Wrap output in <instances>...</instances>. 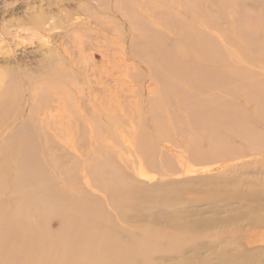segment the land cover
Here are the masks:
<instances>
[{"label": "bare ground", "instance_id": "bare-ground-1", "mask_svg": "<svg viewBox=\"0 0 264 264\" xmlns=\"http://www.w3.org/2000/svg\"><path fill=\"white\" fill-rule=\"evenodd\" d=\"M22 1L26 5L30 2V0H1L0 28L4 37L10 35V26L4 22V17L9 13L12 5ZM43 1L48 6L56 4L54 0ZM251 1L247 4L246 0H121L120 6L119 1L114 3V0L113 2L95 0L97 3L95 9L87 2L82 5L70 2L63 8L68 17L63 25L50 23L52 16H45L41 7H31L33 12L30 13L26 25L34 27L43 37L49 36L42 41L43 43L37 45L30 42L31 45L36 46L34 55L42 54L40 62L36 65L33 63L34 67L26 66L25 61L28 59L25 60L24 52L21 53L24 56L17 53L18 42L14 45L11 42L6 46L7 49L0 51L1 135L11 134L13 138L17 130L18 133L25 135L36 134L39 127L36 124L42 122L39 104L43 95L42 84L45 80L55 84L57 79H60V84L62 82L70 84L80 80L74 79V81L70 76L67 77L70 72L90 71L93 75L99 76L101 70L113 68L119 75L116 76L115 73L105 75V80L110 79L120 84L126 92L122 91L120 97L123 102H130L133 110L137 111L147 103V106L151 107L149 114L154 126H159V130L153 127L155 135L161 139L159 145L154 139L147 138L149 134L146 131L136 135L135 144L141 147L142 153L150 159L154 170L159 169L163 172L167 167L175 165V162L179 166L180 172H177V175L166 177L165 180L169 182L160 184V186L172 185L176 188L175 194L167 196L166 200L175 201L177 196L183 195L186 190H191L190 188L185 190V187L192 182L200 183L210 187V190L208 189L210 198L206 199L221 203L223 207H227H221V210H227L229 214L224 222L225 226L223 225L224 230L223 227L221 230L216 229L217 224H211L208 218L203 219L198 210L194 209L195 206L190 209H177L163 217L169 223L174 222L173 226L180 229L197 230L203 225L213 231H220L210 242L209 248H213L211 252L216 251L217 255L213 252L216 258L226 256L228 259H234L241 254L245 263H250L255 258L262 257L260 254H264V180H260L257 176L264 175V171L256 168L258 162L254 161V158H247L245 154L237 153L231 156L232 149L228 148L231 142L227 139L235 138L239 134L249 135L256 132H262L264 135V126L254 124L247 114V104L263 98L256 107V113L264 121V43L260 42L264 33L262 29L260 33L253 32L249 27L252 24L258 29L262 24L259 25L257 22L264 23V0ZM33 3H36L35 0ZM104 5L113 13L118 12L125 18L121 24L124 36L118 31L119 34H114L110 28L105 27L102 16ZM48 13L54 12L50 10ZM78 18L80 20L76 21ZM93 23L99 30L95 37H90L86 30ZM59 28L63 32L53 33ZM74 34H77L80 40L74 38ZM60 40L58 45L56 42ZM21 43L19 46H22ZM123 52L127 56H123ZM80 55L82 58L79 57ZM28 57L30 59V56ZM96 59H100L102 63L96 62ZM243 59L250 63H245ZM261 66L263 69L257 70ZM120 70L123 73L122 77ZM202 79H210L209 84H202ZM78 85L81 86V82ZM79 93L81 97L82 93ZM224 93L227 96H223ZM103 96L105 99L111 98V94ZM103 98L101 97V101ZM53 107H49L51 114L54 112ZM65 108L67 110V106ZM125 124L127 126V121ZM153 131L149 133L152 135ZM130 132L128 134L133 133ZM204 135L207 137L204 138ZM217 137L224 139L219 140ZM262 141L264 142V139ZM135 144L133 146H136ZM252 149L257 150L250 148ZM204 150L208 152L204 154ZM136 156L138 157L137 154ZM112 158L104 155L93 160L89 165H102ZM143 158L149 163L146 156ZM36 162L39 164L40 160L36 159ZM124 162L133 163L130 156L125 158ZM259 162L264 165V156L259 158ZM190 166L193 169H187ZM140 169L142 172L139 173L147 171L144 168ZM250 173L257 176L254 175V179H250L248 177ZM162 178L159 179V183L164 181ZM158 182L153 181L151 185L143 188L147 190L157 186ZM125 187H127L126 182ZM224 187L225 191L222 189ZM215 188L221 190L217 191ZM247 188L253 191L246 192ZM246 203L249 204L246 206ZM234 204L241 206L237 207ZM233 206L235 208L231 210ZM249 237L254 239L247 242ZM5 238L7 239L4 236L3 240ZM197 241L200 243L199 239ZM222 242L229 243L232 247L227 244L223 251L216 250L217 247L213 243ZM203 247L202 244L194 243L192 258L185 259L182 253L176 257H182L190 264L194 256H203L205 250ZM245 247H255L257 252L239 250ZM7 254L4 255L5 259H8L9 254ZM207 260L209 259L205 258L197 264H208ZM211 262L214 263V260ZM219 264L229 263L220 261Z\"/></svg>", "mask_w": 264, "mask_h": 264}, {"label": "rangeland", "instance_id": "rangeland-1", "mask_svg": "<svg viewBox=\"0 0 264 264\" xmlns=\"http://www.w3.org/2000/svg\"><path fill=\"white\" fill-rule=\"evenodd\" d=\"M33 1L30 0L28 5L22 1L10 7L9 13L4 17V22L10 26V35L4 37L0 28V51L7 49L6 46L11 42L12 45L18 42L17 53L22 56L26 54L24 58L28 59L25 61L27 67L30 65L34 67L40 62L42 54L34 55L36 47L34 45L43 43L42 41L49 36L43 37L34 27L26 25L30 13L33 12L31 7H41L45 16H52L50 23L63 25L68 20L66 12L63 11L66 4L75 2L76 5H82L87 2L94 9L97 5L95 0H54L56 4L52 6L46 5L43 0H35V4ZM107 1L113 2V0ZM116 1H119L121 6V0H114V3ZM250 1L246 0V3ZM50 10L54 13L49 14ZM102 16L105 27L110 28L114 34L120 33L124 36L121 24L125 18L120 13L115 14L104 5ZM79 20L80 18L76 21ZM257 23L262 24L261 28L257 29L250 24V30L260 33L262 29L264 33V23L261 21ZM94 24L86 30L90 37H95L99 30ZM58 32L63 30L59 28L53 31L55 34ZM106 34L108 36V32ZM74 35V38H77L78 35ZM19 41L22 42L20 44L22 46H19ZM30 42L35 44L31 45ZM60 42L61 40L56 43L59 45ZM260 42L264 43V37ZM78 50H81L80 47ZM23 52L24 55L21 54ZM127 52L133 55L130 50ZM123 56H127L125 52ZM79 57L82 58V55ZM76 59L79 60L77 57ZM243 60L248 64L249 61ZM96 62L102 63L100 59H96ZM261 68L263 69L261 66L257 70ZM83 72L73 71L67 75L73 80L80 79L78 81L81 82V86L78 85L80 83L78 81L77 84L76 82L60 84V79H57L55 84L46 80L43 82L41 106L39 104L42 122L36 124L40 127H37L36 134L25 135L18 133L17 130V134H13L16 136L11 138V134L4 136L0 132V264H189L185 259L194 255L192 248L194 243L202 244L207 250H203V256H194L190 264L200 263L205 258L209 259L208 264H219L220 261L229 264H264V254H260L262 257L255 258V261L250 263H245L241 254L234 259H228L226 256L216 258V251L211 252L213 248H209L210 242L220 231H213L203 225L197 230L180 229L173 226L174 222L169 223L163 217L177 209H190L195 206L194 209L198 210L203 219L208 218L211 224H217L216 229L221 230L223 227L224 230V222L229 214L227 210H221L227 208L221 203L206 199L209 197L210 187L200 183L192 182L185 187V190L187 188L191 190H186L183 195L177 196L175 201L166 200L167 196L175 194L176 188L172 185L160 186V184L168 183L166 177L175 176L180 172L178 164L174 161L178 167L171 165L163 170L164 173L159 169L154 170L150 159L142 153L141 147L135 144L136 135L141 131H146L149 134L147 138L154 139L157 145L161 141L153 131V127L159 130V126H154L150 117L151 107L144 103L142 108L135 111L130 102H123L120 97L123 91L120 84L110 79V83L108 79L105 80V75L115 73L114 75L118 76L117 70L105 68L100 71L99 76L93 75L90 71ZM119 72L122 77V71ZM209 82L210 79L201 81L202 84ZM78 91L82 96L85 94L86 98L81 97L86 100H82ZM101 93L111 94L113 100L103 98L104 94L100 95ZM223 96L227 94L224 93ZM101 97L104 100L101 101ZM262 101L263 98L247 104V114L254 124L264 126L262 117L256 113V107ZM48 106L51 108L54 106L52 114ZM128 125L132 127L131 130ZM149 131H153V134L151 135ZM129 132L132 134H128ZM206 137L207 135H204V138ZM217 139L222 140L224 137ZM227 139L231 142V146L228 147L232 149L231 156L237 153L245 154L247 158H254V161L258 162L256 168L264 171V165L259 162V158L264 156L262 132L239 134L235 138ZM133 143L136 146H133ZM252 147L257 150H250ZM203 152L206 154L208 151ZM103 154L108 155L110 159L113 157L112 160L105 161L102 165H89L93 160L104 157ZM129 156L133 163L126 164L124 159ZM144 156L149 163L143 158ZM36 159L40 160L39 164ZM191 166L187 169H193ZM140 168L147 171L143 169L145 173H139L142 172ZM254 175L250 173L248 177L254 179ZM160 177H163L164 181L159 183ZM257 177L264 180V175ZM149 180L158 182V185L146 190L143 187L153 183ZM222 189L225 191V187ZM245 190L253 191L251 188ZM187 191L189 193H186ZM168 201L170 202L166 203ZM248 204L246 203V206ZM235 206L230 209L234 210ZM4 236L7 239L3 240ZM253 239L249 237L246 241L251 242ZM213 244L216 245V250L222 249V251L227 244L232 247L226 242ZM255 249V247H245L239 250L256 253ZM180 253L185 259L177 258ZM5 254L8 255V259L4 258ZM213 260L214 263L211 262Z\"/></svg>", "mask_w": 264, "mask_h": 264}]
</instances>
